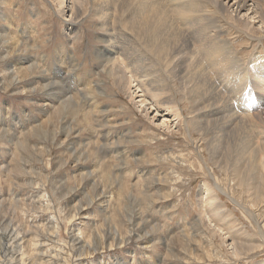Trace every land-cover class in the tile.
<instances>
[{
  "label": "rangeland",
  "instance_id": "rangeland-1",
  "mask_svg": "<svg viewBox=\"0 0 264 264\" xmlns=\"http://www.w3.org/2000/svg\"><path fill=\"white\" fill-rule=\"evenodd\" d=\"M127 1L115 0L117 7L113 8L109 4L110 16L118 20L115 8L128 20L136 3ZM101 2L96 0L93 5L98 8ZM91 4L86 0L74 26L67 28L68 3L64 4V18L53 0H0V243L3 237L8 241H3L4 248L0 244V264H264L260 236L264 202L254 203L253 218L247 216L251 195L244 187L228 182L227 173L222 174L208 161L217 180L230 186L234 196L228 197L236 201L223 193L219 198L238 227L243 226L239 239L224 237L227 230L220 220L222 215L212 207L206 212L201 207L197 193L202 182H212V177L200 158L207 174L199 172L196 159L193 164L188 152L191 143L183 135L185 126L174 129V118L163 116L165 112H152L149 116L156 114V118L150 122L116 85L107 73L110 63L98 57L106 42L98 12ZM120 34L111 33L109 43L115 41L124 52L128 50L130 58L138 59L137 64L160 81L175 82L162 75L170 72L163 63L165 54H154L147 40H141L140 48L136 37ZM229 37L240 57L259 45L242 32ZM189 49L192 61L200 59L201 51ZM199 66L204 74L210 70V66ZM180 75L188 79L186 71ZM51 84L54 88L50 91ZM219 91L227 99L232 93ZM173 92L181 114H187L180 85ZM62 94L74 99H70L71 105L60 106L68 100ZM220 119L209 123L207 137L214 131L220 135ZM163 121L170 122L169 129L158 127ZM121 150L127 151V157H118ZM129 220L133 226L126 223ZM109 225L119 228L126 240L111 242L112 234L105 245L88 250V254L84 248L80 254L81 247L77 244L76 248L73 237L79 236L84 246L90 247L88 240L111 231ZM244 239L252 243L249 250L245 249L250 242ZM233 243L242 246H235L240 252ZM256 244L260 247L251 249Z\"/></svg>",
  "mask_w": 264,
  "mask_h": 264
},
{
  "label": "bare ground",
  "instance_id": "bare-ground-1",
  "mask_svg": "<svg viewBox=\"0 0 264 264\" xmlns=\"http://www.w3.org/2000/svg\"><path fill=\"white\" fill-rule=\"evenodd\" d=\"M101 1L104 2H101L102 4L100 3L101 5L98 6V8L95 7L96 0H91V5L95 4V6L93 5V7L98 12V17L101 20L100 23L104 30L101 36L103 38V41L106 42V45L102 47L98 57L101 59V61L110 63L107 73H111L110 75H112L116 85L125 93H127L126 95L130 96L129 98H131L133 103L140 109V111H142V115L146 119H149L150 122H154V118H156V114H154L152 117L149 116L152 112H165L166 115L163 114V116H172V118H174L172 120L173 124H176L175 126H173L174 129L180 130L179 125L182 124L185 126L183 135H185L184 137H187V139L189 140L188 142L191 143L190 145L192 147L188 151L190 158L192 159L193 164L194 160H197L196 166L198 167L199 172L202 171L201 174L204 172L201 167L203 165L198 158L202 160V162L205 164L204 166L206 167V170L209 169L208 171L210 173L208 174L211 175L213 182L212 183L210 182L211 180H207L203 181L201 184V191H198L197 193L200 196V202L202 203L201 207L205 210L204 212H206V210L208 211L209 207H212L211 209L213 211L215 210L217 215H222H220V220L224 229L227 230L226 233L225 231L223 232V235H226L224 236L225 238L227 236L228 238H230V235L235 239H239L240 234L244 233L243 226L241 225L238 227V222L233 218L230 211L225 207V205L219 198L220 193L225 194L227 197L234 196V194L230 186L226 187L224 183L217 180L216 173L214 172L215 169L211 170V168L208 167V161L211 165H214L219 171H221L222 174L227 173L226 180H228V182H231L233 184L236 183L244 187L246 193H248V195H251V198L248 202L250 208L248 207L247 216L253 218L252 209L255 208L254 203H256L258 200L264 202V0H128L132 2V4L136 3L135 8L132 7L133 11L129 19L127 18L128 20H125L126 18H124V16L119 13V10L115 8L114 14L118 16V20L115 18V16H113V14H111L110 16V10H108L110 8L108 5L111 4L113 8L116 5L115 0ZM53 2L58 5V10L63 17L65 16L64 13L66 10V6L64 4L68 3L70 18H68L69 20L66 19L65 21L66 27L71 28L72 26H74L75 21H77L76 18L78 14L84 8V3L86 2V0H53ZM117 23H119L120 25ZM115 31L122 32V34H120L122 37H126L128 35H133L134 37H136L139 41L140 48L142 46L141 40L144 43L148 41L151 48L153 49L152 52H154V54H165L163 63L167 65L166 69H170V72H166L165 74L162 73V75L170 77V81L175 82L168 84L166 83L167 81H160L159 79L155 78L153 74L151 75L150 72L145 71L139 64H137L138 59L135 58V60H133L132 57L130 58L128 50L124 52V49L121 48L115 41H110L109 43L111 33ZM237 32H242V34H245L248 40L257 41L259 44L254 47L251 52H247L249 55H244L245 57L242 55V57L239 56L235 45L229 37L230 34H236ZM189 48H191V51H201L199 54L200 59H197L196 62L192 61L189 58ZM138 51L136 49V52ZM142 59L144 60L145 58ZM71 60H73L72 57ZM201 64L210 66V70L204 74L202 68L199 66ZM29 65H31V61L28 63V66ZM30 68H32V66H29V69ZM57 68H59V66ZM182 71H186V73L188 74V79H184L183 75H180ZM176 73L178 74V76ZM179 85L181 91L184 94L183 98L188 104L187 114H181L180 104L178 101H176L175 94L173 92V88ZM44 87L46 86L44 85ZM52 88H54L53 84L50 85V91ZM221 89H225V92L227 93L232 92L228 96V99L220 93L219 90ZM79 90L80 89H78V91ZM57 91H59V88ZM93 91L95 92V90ZM51 95L49 97H51ZM66 97L67 96L64 95L65 99ZM67 99L68 100L63 101L60 106L64 107V103L70 104V99L74 100L71 96H68ZM59 102L61 103V101ZM85 104L87 105V103ZM92 104L93 103H91V107H93ZM92 110L93 109H91V112ZM218 118H221L219 120L218 127V131L221 132L220 135H217V132L214 131L210 137H207L208 132L206 131V129L209 123L217 120ZM169 123L170 122L163 121L158 125V127H165L166 129H169ZM195 134L196 136L198 135V138H194ZM253 134L254 137L251 136ZM201 136L203 137V140ZM220 137L221 140L219 141ZM63 143L64 141H62L61 144ZM73 152L74 150H71V153ZM127 155V151L121 150L118 154V157L121 159V157H127ZM194 165H192L193 168L195 167ZM205 173L206 172H204V174ZM208 178L209 177H207V179ZM80 180L82 181V179ZM109 184L111 185V183ZM68 189L69 188L67 187V190ZM69 194H71V192H69ZM230 200L234 203L236 201L233 197H231ZM260 201L259 203H261ZM245 204L246 206H248L247 202ZM262 206L263 205H261V207ZM199 209L201 208L199 207ZM203 209L201 210L202 212ZM206 216H208L210 222V218L212 217L210 215ZM225 220L226 222L224 223ZM212 222L214 221L212 220ZM126 223L129 226H133L134 224L133 220L126 221ZM107 228H110L111 231L107 230L105 231V233H101L97 236H95L94 234V236L91 237V240L88 237V243L90 247L84 246L85 243L83 240L78 239L79 236H77L78 238H75L71 235L73 237L72 240L74 245L77 246V244H79V248L81 247V253L80 251L79 253L82 254L84 248L85 253H87L88 250H97L98 247H101L112 234H115L119 237H115L114 240L115 235L112 236L111 242L117 241L118 243L119 240H126L124 238L125 235L123 236V234L120 232L121 230H118L119 228L113 229V227H111L110 225ZM143 229H145V227ZM263 233L264 231L260 233V236L262 242L264 243ZM76 235H79V233H76ZM6 239H4V237L1 238L2 243L0 244L2 248H4L5 245L3 241L5 240L6 242ZM251 240H254L252 236ZM91 241L92 244H94V247L91 246ZM242 241L250 242L248 244V247H246L247 245L245 246V250H249L252 244L251 241H249L248 239H244ZM234 244L235 243H233L234 248L235 246L240 247V244ZM258 247L260 246L256 244L255 246H252L251 249H256ZM6 248L8 247L6 246ZM76 248H78V246ZM239 249H242V246ZM235 250H237V247L235 248ZM238 252H240V250ZM35 256L37 257L38 255ZM50 261L52 260L50 259ZM39 264L41 263L39 262Z\"/></svg>",
  "mask_w": 264,
  "mask_h": 264
}]
</instances>
